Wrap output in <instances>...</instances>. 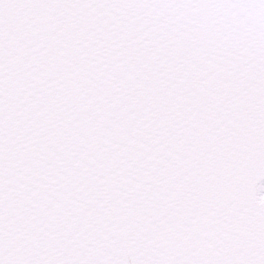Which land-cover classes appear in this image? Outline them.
Wrapping results in <instances>:
<instances>
[{
    "label": "snow or ice",
    "instance_id": "snow-or-ice-1",
    "mask_svg": "<svg viewBox=\"0 0 264 264\" xmlns=\"http://www.w3.org/2000/svg\"><path fill=\"white\" fill-rule=\"evenodd\" d=\"M0 264H264V0H0Z\"/></svg>",
    "mask_w": 264,
    "mask_h": 264
}]
</instances>
